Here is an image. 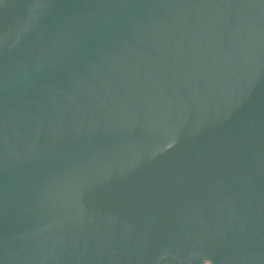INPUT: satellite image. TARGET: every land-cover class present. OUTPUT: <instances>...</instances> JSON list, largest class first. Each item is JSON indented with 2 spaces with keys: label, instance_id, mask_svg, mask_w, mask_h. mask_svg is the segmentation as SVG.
Segmentation results:
<instances>
[{
  "label": "water",
  "instance_id": "water-1",
  "mask_svg": "<svg viewBox=\"0 0 264 264\" xmlns=\"http://www.w3.org/2000/svg\"><path fill=\"white\" fill-rule=\"evenodd\" d=\"M0 264H264V0H0Z\"/></svg>",
  "mask_w": 264,
  "mask_h": 264
}]
</instances>
